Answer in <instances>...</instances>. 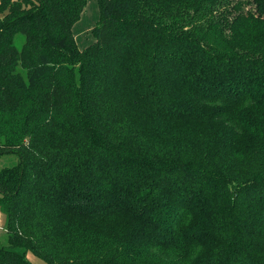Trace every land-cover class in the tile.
I'll return each mask as SVG.
<instances>
[{
	"label": "trees",
	"instance_id": "obj_1",
	"mask_svg": "<svg viewBox=\"0 0 264 264\" xmlns=\"http://www.w3.org/2000/svg\"><path fill=\"white\" fill-rule=\"evenodd\" d=\"M86 4L0 0V264H264V0Z\"/></svg>",
	"mask_w": 264,
	"mask_h": 264
},
{
	"label": "rangeland",
	"instance_id": "obj_2",
	"mask_svg": "<svg viewBox=\"0 0 264 264\" xmlns=\"http://www.w3.org/2000/svg\"><path fill=\"white\" fill-rule=\"evenodd\" d=\"M100 20V8L98 0H87V4L81 15L80 20L75 24L73 33L78 44L79 49L84 50L88 46L95 43L96 39L92 34V29L98 24ZM26 41V37L22 33L15 36L14 44L16 48L21 51ZM18 157L14 154L4 155L0 158V170L4 168L14 167L18 164ZM2 195L0 194V197ZM7 221L6 215L0 210V245L8 246L7 235ZM28 259L32 264H48L42 258L36 256L34 253H28Z\"/></svg>",
	"mask_w": 264,
	"mask_h": 264
}]
</instances>
